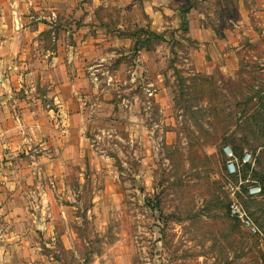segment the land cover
Instances as JSON below:
<instances>
[{"label": "rangeland", "instance_id": "1", "mask_svg": "<svg viewBox=\"0 0 264 264\" xmlns=\"http://www.w3.org/2000/svg\"><path fill=\"white\" fill-rule=\"evenodd\" d=\"M0 35L6 63L77 89L65 138L58 84L30 92L56 132L17 156L21 251L45 264H264L230 209L264 237V0H0ZM224 146L254 166L229 175Z\"/></svg>", "mask_w": 264, "mask_h": 264}, {"label": "crops", "instance_id": "2", "mask_svg": "<svg viewBox=\"0 0 264 264\" xmlns=\"http://www.w3.org/2000/svg\"><path fill=\"white\" fill-rule=\"evenodd\" d=\"M198 16L199 20L202 19L200 14ZM3 44L4 39L0 35V264H45L46 258L41 259L36 250L21 251L25 248L23 245L26 239L20 234L18 222L21 219L17 215L25 210L22 206L15 205L13 197L22 193L20 184L25 177H22L24 173L21 169L29 170L28 165L19 168L17 156L30 148L37 132L42 134L50 129L56 132L51 127L50 118L49 126L48 121L41 119L45 112L30 102V92L35 84L46 86L49 91L51 86L58 84L57 97L62 103L59 125L63 123L65 128L64 134L61 133L63 138L67 135V101L72 93L77 94V89L69 87L65 74L58 77L60 80H52L44 76V73H40V78H37L38 72L33 69L36 63H6L11 58L4 53ZM27 163L29 164L28 161Z\"/></svg>", "mask_w": 264, "mask_h": 264}, {"label": "built area", "instance_id": "3", "mask_svg": "<svg viewBox=\"0 0 264 264\" xmlns=\"http://www.w3.org/2000/svg\"><path fill=\"white\" fill-rule=\"evenodd\" d=\"M222 152L226 158L225 168L229 175H235L237 173L236 165H250L254 166L253 156L244 152L241 159H238L232 152L229 146L222 147ZM246 193L249 196H259L261 195V188L255 181H246ZM231 213L236 218L240 219L242 224L249 230L252 235L258 236L260 243L264 252V237L261 235L259 229L254 225L252 220L247 216L246 212L242 209L240 205L236 202H232L230 205Z\"/></svg>", "mask_w": 264, "mask_h": 264}, {"label": "trees", "instance_id": "4", "mask_svg": "<svg viewBox=\"0 0 264 264\" xmlns=\"http://www.w3.org/2000/svg\"><path fill=\"white\" fill-rule=\"evenodd\" d=\"M232 150V149H231ZM232 152L234 153V151L232 150ZM235 155V154H234ZM242 155H243V153L239 156V157H237L236 155V157L238 158V159H241V157H242ZM261 193H262V190H261ZM263 194H264V191H263Z\"/></svg>", "mask_w": 264, "mask_h": 264}]
</instances>
